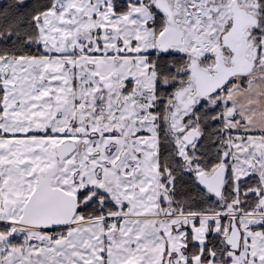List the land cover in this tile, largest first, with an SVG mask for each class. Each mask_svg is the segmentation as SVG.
Segmentation results:
<instances>
[{"label":"snow or ice","instance_id":"snow-or-ice-1","mask_svg":"<svg viewBox=\"0 0 264 264\" xmlns=\"http://www.w3.org/2000/svg\"><path fill=\"white\" fill-rule=\"evenodd\" d=\"M0 264H264V0H0Z\"/></svg>","mask_w":264,"mask_h":264}]
</instances>
